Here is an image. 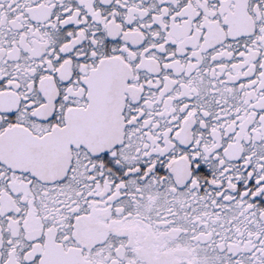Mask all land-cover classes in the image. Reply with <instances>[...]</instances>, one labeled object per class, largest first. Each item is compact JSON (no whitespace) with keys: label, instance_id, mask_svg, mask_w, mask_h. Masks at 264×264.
I'll return each instance as SVG.
<instances>
[{"label":"snow or ice","instance_id":"6c2138e0","mask_svg":"<svg viewBox=\"0 0 264 264\" xmlns=\"http://www.w3.org/2000/svg\"><path fill=\"white\" fill-rule=\"evenodd\" d=\"M0 264H264V0H0Z\"/></svg>","mask_w":264,"mask_h":264}]
</instances>
